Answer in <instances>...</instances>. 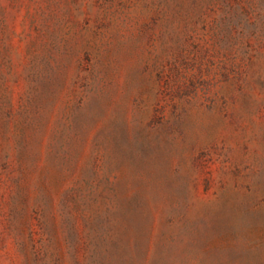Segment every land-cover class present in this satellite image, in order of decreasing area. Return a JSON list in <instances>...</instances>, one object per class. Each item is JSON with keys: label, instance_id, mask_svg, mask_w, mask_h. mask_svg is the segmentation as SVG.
Wrapping results in <instances>:
<instances>
[{"label": "rangeland", "instance_id": "374dc122", "mask_svg": "<svg viewBox=\"0 0 264 264\" xmlns=\"http://www.w3.org/2000/svg\"><path fill=\"white\" fill-rule=\"evenodd\" d=\"M0 264H264V0H0Z\"/></svg>", "mask_w": 264, "mask_h": 264}]
</instances>
